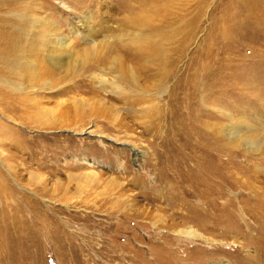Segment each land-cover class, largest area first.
Here are the masks:
<instances>
[{
  "label": "rangeland",
  "instance_id": "374dc122",
  "mask_svg": "<svg viewBox=\"0 0 264 264\" xmlns=\"http://www.w3.org/2000/svg\"><path fill=\"white\" fill-rule=\"evenodd\" d=\"M263 126L264 0H0V264H264Z\"/></svg>",
  "mask_w": 264,
  "mask_h": 264
},
{
  "label": "bare ground",
  "instance_id": "6f19581e",
  "mask_svg": "<svg viewBox=\"0 0 264 264\" xmlns=\"http://www.w3.org/2000/svg\"><path fill=\"white\" fill-rule=\"evenodd\" d=\"M29 2L30 3L28 4V6L30 8L28 10H25V13L23 14V16H25L26 20L30 19L31 21L34 22L31 24L32 28L30 27L31 29L28 30V32H27L28 35L30 37H33L34 39L39 38V40H40V38H41V39H43V42L46 43L47 48L49 49V50H46L48 52L45 54V55H47V61H49L55 65H60V64L65 65L64 62L69 60L68 58H70L71 55H73L72 52H73L74 46H73L72 39L67 35L57 34L58 28L55 27V25L49 19H47L45 17H42V18L37 17L35 15L37 10L35 9L34 4L32 5L31 4L32 2L31 1H29ZM243 3H245V1ZM22 19H24V17ZM86 19H87L86 21H90L89 17ZM33 38H30L31 43H33V41H34ZM85 42L88 43L87 38H85ZM29 65L31 66V63ZM240 124H243V123H240ZM244 125H245V123H244ZM227 126H228V124H227ZM225 127H226V125H225ZM247 128L241 127V128H239V130L243 129L244 131H246V130H248ZM253 130L259 131V129H257V128L253 129ZM228 132L233 133V135L235 134V131H233V130L228 131ZM0 145L1 146L6 145L5 143H3V139H1V138H0ZM10 162L12 163V165H9ZM16 164L17 163H16V157L15 156L6 155L3 152L0 153V251H1V248L4 247L5 242H6L3 230L5 229L4 226H5V222L7 220V216H8V208L12 207V204L7 203V201H9V199H14V205L12 207V209H13L12 211L16 212V213L19 212L23 218L26 217V213L28 214V210H29V209H27V205H23L24 203H27L29 201L33 206L32 208H34V209L37 206V204H35V202L30 200L29 197H27V196L18 197V194L9 185V181L7 179V174L10 170L12 175H14V176L16 175V172H15V168L17 167ZM2 165H3V168L1 167ZM256 196L259 197L258 195H256ZM257 197H255L256 201H257ZM117 205L119 206L118 203H117ZM24 207H26L25 210H24ZM257 210H258V208H257ZM29 215H31V211H29ZM20 219H22V218H20ZM258 221H259V223H261L260 219H258ZM258 232L264 236V231H262V229L259 230ZM178 233H179V235H182L183 237H185L187 239H199V240L204 241L205 243H213V244L222 243L221 241L213 240L212 238L204 236L202 233H200L198 230L194 229L191 226H188L187 228L180 230ZM2 258H3V256H0V262L1 263H2ZM131 258H133V256ZM178 260L187 261L190 259H188V257H186L185 260L183 258H180V259L178 258ZM61 261H62V264H74V263L76 264L77 263L75 257L71 253L63 254ZM4 262H6V261H4Z\"/></svg>",
  "mask_w": 264,
  "mask_h": 264
}]
</instances>
